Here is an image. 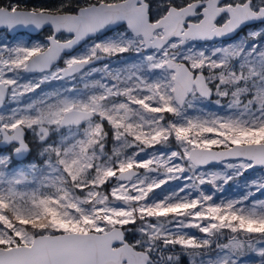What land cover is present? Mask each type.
I'll use <instances>...</instances> for the list:
<instances>
[{
    "label": "snow or ice",
    "instance_id": "obj_1",
    "mask_svg": "<svg viewBox=\"0 0 264 264\" xmlns=\"http://www.w3.org/2000/svg\"><path fill=\"white\" fill-rule=\"evenodd\" d=\"M249 257L264 0H0V264Z\"/></svg>",
    "mask_w": 264,
    "mask_h": 264
},
{
    "label": "rangeland",
    "instance_id": "obj_2",
    "mask_svg": "<svg viewBox=\"0 0 264 264\" xmlns=\"http://www.w3.org/2000/svg\"><path fill=\"white\" fill-rule=\"evenodd\" d=\"M29 38L28 37V35L27 34H24V35H22L20 38L21 39H24V40H27V38ZM235 185H231V187H234ZM235 190V187L234 188H231L229 191H227L226 193L227 194H231L233 191ZM245 260H246V264H255V262H251V258L249 257V258H245ZM257 261H258V258H257Z\"/></svg>",
    "mask_w": 264,
    "mask_h": 264
},
{
    "label": "trees",
    "instance_id": "obj_3",
    "mask_svg": "<svg viewBox=\"0 0 264 264\" xmlns=\"http://www.w3.org/2000/svg\"><path fill=\"white\" fill-rule=\"evenodd\" d=\"M247 176V175H246ZM243 179V178H241ZM235 187V186H234ZM234 187H231V186H228L227 189H226V192L229 191L231 188H234Z\"/></svg>",
    "mask_w": 264,
    "mask_h": 264
},
{
    "label": "water",
    "instance_id": "obj_4",
    "mask_svg": "<svg viewBox=\"0 0 264 264\" xmlns=\"http://www.w3.org/2000/svg\"><path fill=\"white\" fill-rule=\"evenodd\" d=\"M34 35V34H33Z\"/></svg>",
    "mask_w": 264,
    "mask_h": 264
}]
</instances>
